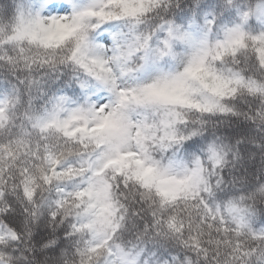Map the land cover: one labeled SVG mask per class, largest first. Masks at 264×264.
<instances>
[{
	"label": "snow or ice",
	"instance_id": "obj_1",
	"mask_svg": "<svg viewBox=\"0 0 264 264\" xmlns=\"http://www.w3.org/2000/svg\"><path fill=\"white\" fill-rule=\"evenodd\" d=\"M0 264H264V0H0Z\"/></svg>",
	"mask_w": 264,
	"mask_h": 264
}]
</instances>
